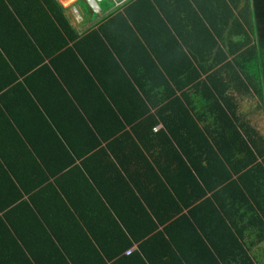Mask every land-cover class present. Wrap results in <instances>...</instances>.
<instances>
[{
	"label": "trees",
	"instance_id": "1",
	"mask_svg": "<svg viewBox=\"0 0 264 264\" xmlns=\"http://www.w3.org/2000/svg\"><path fill=\"white\" fill-rule=\"evenodd\" d=\"M236 1L185 0L189 8L186 11L194 14L185 18L193 25L189 30L200 28L209 36L206 43L209 45L204 44L197 57L190 56L197 63L191 71L187 55L165 59L157 41L165 31L178 36L187 31V25L178 30L162 24L173 25L171 12L185 14L179 11L180 5L162 4V0H135L122 7L121 12L115 11L114 17L98 30L78 39L56 0H0L1 25L16 33L17 43L24 41V58H29L24 71L21 72V63L15 71L20 75L31 73L28 78H41L43 85L32 99L28 98L33 105L34 124L46 125L52 119L51 114L61 115L55 128L59 142L66 144L68 152L81 158L95 150L88 160L105 157L106 171L96 177L88 167L90 161L85 159L87 162L80 166L82 178H90L105 200L101 182L97 183L95 178H108L109 188L116 193L113 204L107 203L110 209L106 211H111L107 212L108 228L90 230L91 238L78 232L79 238L75 229L67 230L64 239L68 245H62L61 239L59 245H51L58 257L63 255L57 252L62 249L72 264H176L184 260L186 264H257L248 257L249 247L243 244V236L235 230V222L224 213L225 206L221 203L229 200L235 203L241 198L242 204L256 213V223L264 230V195L258 199L250 196L244 182L264 179V138L238 116L235 103L236 95L251 92L264 100V0L247 4L238 20L226 12L235 7ZM135 16H164V21L161 20V29L146 24L143 29L144 24ZM206 16L212 18L207 20ZM135 30L144 44L136 41L135 48L125 51L137 35ZM237 30L243 32L239 44L233 37ZM247 32L254 36L255 44L251 45L253 39ZM118 35L127 38L121 42L124 46L112 44V38ZM170 38L169 42L177 48L173 37ZM70 42L73 45L68 47ZM91 44L97 48L99 44L106 53L110 51L108 67ZM185 46L189 48L188 44ZM76 55L82 57L83 64L77 63ZM253 57L257 59L255 65ZM65 59L71 74L80 69L76 78L60 71ZM45 60L49 62L44 64ZM237 61L252 63L251 72L239 67ZM100 67L109 68L106 73L113 83L109 88L96 85L101 82L97 69ZM155 84L165 90V97L154 95ZM44 97L49 104L43 101ZM41 112L48 120L42 118ZM13 123L17 125L16 120ZM61 125L67 132L59 128ZM159 125L162 129H158ZM77 143L86 147L81 155L74 150ZM198 143L203 144L200 158L195 156L196 149H191V145ZM109 155L117 164L106 162L111 161ZM227 171L234 173L236 180ZM221 187L226 190L233 187L232 198L221 196L219 201ZM218 191L219 195L207 197L208 193ZM128 195L134 202L125 206L124 197ZM184 210L187 213L182 215ZM202 217H210L209 227L205 228ZM99 221L104 227V220ZM203 226L214 237L210 238ZM223 228L234 244L226 241L222 245ZM194 238L205 248V256L181 254L184 245L186 249H195ZM72 239L85 244L69 245ZM212 241L221 245L220 250L213 247ZM134 245L137 250L125 257L124 253ZM179 246L180 257L174 252ZM61 260L66 264L63 256Z\"/></svg>",
	"mask_w": 264,
	"mask_h": 264
},
{
	"label": "crops",
	"instance_id": "2",
	"mask_svg": "<svg viewBox=\"0 0 264 264\" xmlns=\"http://www.w3.org/2000/svg\"><path fill=\"white\" fill-rule=\"evenodd\" d=\"M56 1L65 11V19L78 36V39L83 38L92 31L98 30L102 24L113 18L116 13L112 10L108 0H102L97 4V12L93 11L84 0H82V7L76 4L78 0ZM252 1L238 0L235 7L228 8L226 12L231 13L238 20L239 16L243 14V9L248 7L247 4H252ZM225 3L222 2V4ZM162 4L180 5L179 11L185 14L171 12L172 26L163 22L164 16H159L162 19L158 16H151L150 18L149 16H135L134 18L144 24L143 29H146L147 26L153 29L154 26H157L158 28L156 29H161V20H163V27L174 26L178 30L184 29V26L187 25V31H182L180 36L173 32L165 31L167 33H162L157 41L160 43V50L165 59L172 58V56L177 54H180V56L187 55L190 61L188 64H191L189 68L192 71L193 68H196L197 63L190 56L197 57L196 54L204 50V44L208 42L209 36L200 28L189 30V26L193 25L189 22L190 20L185 21V18L194 14L191 11H186L185 8L188 7L185 0H162ZM211 18L212 16H206L207 20ZM154 19L158 20L155 22ZM1 23L3 21L0 16V264H63L62 256L66 260L65 263L69 264L71 263L70 259L64 255V250L58 249L57 252L63 254L58 257L56 253L54 254L53 251L56 252V250L51 245H59L61 240L62 245L67 244V240L64 238L66 237V232H68L67 230L72 228L75 229V233L78 234L79 238L80 233L78 232H84L86 236L91 238L89 235L90 230L98 231L105 229V226L108 228L110 218L108 219L107 212L111 213V211H106V209H110L107 203L109 201L113 204L114 200H116L114 198L116 193L109 188L108 178H95L97 183L101 182V188L107 196L105 200L95 188V184L90 181V178H82L80 174L82 168L80 166L86 160L90 161L88 167L94 172L95 177L104 174L106 171L103 169L105 157L101 158L100 155L88 160L87 158L91 157L95 150L81 158H76L75 153H72V155L68 152L66 144L59 142L58 131L55 128V122L60 120L61 115L51 114L52 119L49 120V124H40V126L34 124L33 105L28 102V98L32 99L35 91L43 88L41 78L37 79L33 76L28 78L31 73L20 75V73L15 71L16 66L20 63L21 72L29 65V58H24L26 47L24 46V41L17 43L15 40L16 33L6 31L5 26H2ZM128 24L130 27L132 26L130 23ZM203 24L204 27H207L205 22ZM247 33L250 38H254L251 33ZM135 34L137 35L128 44L125 51L135 48L136 41L141 45L144 44V40L138 31L135 30ZM170 37H173L177 48L173 47L169 42ZM233 37L236 44H239V42H242L243 32L237 30ZM114 38H112V44L117 47L124 46V42L122 45L121 42L127 40V38L122 39L123 37L120 35ZM101 40H103L104 44H108L106 41L104 42L103 38ZM255 43L256 40L253 39L251 45ZM186 44L189 45V48L185 46ZM72 45L73 43L70 42L68 47ZM208 45L206 44V46ZM90 46L96 48L97 53L106 60L105 66L108 67V62L111 59L109 57L111 56L110 48H108L109 53L107 52V54L99 44L98 48L94 44ZM81 59L82 57L77 56V63L83 64ZM48 62L49 60H45L44 64ZM67 62V59H65L61 63V66H59L60 71L66 76L70 75L71 78H76L80 73V69L71 74ZM178 63L180 64L181 61L179 60ZM237 63L239 67L248 68L247 72H251L252 63L249 61H237ZM256 63L257 59L254 58L253 65ZM106 67L97 68L100 72L98 75L101 77V82L96 85L103 88H109L108 86L113 85L112 81L109 80V75L106 73L109 68ZM85 68L84 71L89 75H93L92 71H88ZM136 72H139L137 68ZM188 77H190L189 74ZM164 93L165 90L155 84L154 95L163 98L166 96H163ZM84 97L86 98L85 94ZM91 98L92 96L90 95ZM168 99L170 100L171 98L168 97ZM235 100L238 116L243 118L247 126L254 130L258 136L261 135L264 138V100L255 92H251L250 95H236ZM43 101L49 104V100L46 97L43 98ZM196 112L201 111L196 110ZM41 114L43 119L48 120L42 112ZM13 120L17 121V125L13 123ZM59 128L63 132H67L64 125ZM159 128L162 129V126L159 125ZM183 137L194 142L188 136ZM202 146L199 143L195 144V146L191 145V149H196L194 151L196 158L201 157L200 149L203 148ZM73 147L78 152V155H81L80 152L86 149L79 143ZM109 157L111 161L106 160L107 163L117 164L111 155ZM214 165L216 166L217 164H212L211 166ZM228 174H232V180H236L237 177L234 173L229 172ZM220 177L222 180L225 178L222 170ZM244 182L248 192H250V196L258 199L259 196L264 195V179H248L244 180ZM233 187H229L227 190L225 187H221V194L220 191L212 194L208 193L207 197H211L213 194H220L219 201L221 196L229 200L234 193L232 191ZM124 199L125 206H130L134 202L133 197L130 195L127 198L124 197ZM221 203L225 206L224 213L227 216H231L229 218L235 222L233 224L235 230L239 231L241 236H243V244L249 247V251L246 252L248 257L250 256L249 258L257 264H264V230L256 223V213L247 209L248 207L242 204L241 198H238L235 203L230 200L225 203L221 201ZM186 213L187 210H184L182 215ZM98 218L99 220H104V227L100 225L101 221ZM208 218L210 217H202V223H205L203 224L205 228L210 226ZM204 226L202 230L210 238L212 235L214 237V233L208 229L204 230ZM159 230H162V227H159ZM227 236V231L223 228L222 245L226 244V241L228 243L232 242ZM84 244V241L78 239H72L69 243V245H75L76 247ZM192 244L195 249H186L184 245V248L180 249L181 254L192 252L195 255L205 256V248L196 238L193 239ZM212 244L213 247L220 250L219 247L221 245L217 241H212ZM232 244L234 243L232 242ZM207 247L210 249V245L207 244ZM179 248L180 246L176 251L174 250L178 257L181 256L180 251H178ZM129 250L132 252L136 251V245ZM124 256L128 257L125 253ZM198 260L200 259L198 258ZM180 263L186 264V261L176 262V264Z\"/></svg>",
	"mask_w": 264,
	"mask_h": 264
},
{
	"label": "built area",
	"instance_id": "3",
	"mask_svg": "<svg viewBox=\"0 0 264 264\" xmlns=\"http://www.w3.org/2000/svg\"><path fill=\"white\" fill-rule=\"evenodd\" d=\"M84 1L93 11L97 12L98 11L97 4L102 0H84ZM108 1L110 2L113 11H120L122 7H124L126 4H129L135 0H108ZM131 252H132L131 250L125 252V255L129 256Z\"/></svg>",
	"mask_w": 264,
	"mask_h": 264
},
{
	"label": "rangeland",
	"instance_id": "4",
	"mask_svg": "<svg viewBox=\"0 0 264 264\" xmlns=\"http://www.w3.org/2000/svg\"><path fill=\"white\" fill-rule=\"evenodd\" d=\"M82 0H78V2L76 3L78 6L82 7L81 4H82ZM129 251V250H128ZM127 252V251H126Z\"/></svg>",
	"mask_w": 264,
	"mask_h": 264
}]
</instances>
